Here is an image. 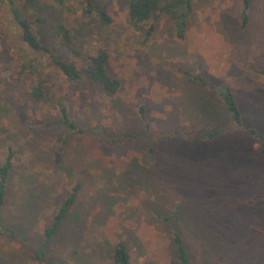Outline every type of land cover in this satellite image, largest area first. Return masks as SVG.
<instances>
[{"label": "rangeland", "instance_id": "obj_1", "mask_svg": "<svg viewBox=\"0 0 264 264\" xmlns=\"http://www.w3.org/2000/svg\"><path fill=\"white\" fill-rule=\"evenodd\" d=\"M94 2L112 23L55 0H16L43 44L58 23L70 29L80 54L68 47L62 55L79 68L107 50L109 71L121 80L113 97L88 80H69L49 54L31 50L0 3V165L9 147L15 151L0 220L26 239L0 233V264H114L118 241L131 264H178L172 230L192 264H264V148L248 132L264 133V0H251L244 27L242 0H194L184 38L161 15L147 24L155 26L147 41L128 24V0ZM183 70L202 72L216 88ZM36 79L44 80L40 102L30 96ZM223 84L235 93L245 131L213 141L175 135L229 122L217 95ZM59 100L84 132L58 123ZM77 184L76 201L38 258L46 227Z\"/></svg>", "mask_w": 264, "mask_h": 264}, {"label": "trees", "instance_id": "obj_2", "mask_svg": "<svg viewBox=\"0 0 264 264\" xmlns=\"http://www.w3.org/2000/svg\"><path fill=\"white\" fill-rule=\"evenodd\" d=\"M7 2L12 17L19 26L23 40L29 46V48L35 52L41 54H49L52 60V64L58 67L64 75L71 81L88 80L90 83L99 85L108 97L115 96L120 87L121 80L113 76L108 68L109 53L105 49H100L95 54H89L86 62L82 67H78L76 64L69 62L62 55V50L71 47L76 55L80 52L74 48V42L70 29L63 23H58L54 27V35L52 43L43 44L39 36L34 32L31 21L24 17L20 8L18 7L16 0H0V3ZM59 7L69 11H80L86 16H95L97 19L105 25H109L113 22L112 15L100 7L94 0H55ZM71 2V3H70ZM194 0H128L127 2V21L130 27L141 33L144 37V41L149 40L153 30L154 24L147 26L150 21H157L161 15H169L175 21L176 34L179 38H184L188 16L193 9ZM251 6V0H242L241 9V26L244 27L248 23V11ZM35 22L38 24L46 23V18L42 16H36ZM37 75H42L43 71H37ZM259 73L264 76V65L259 68ZM184 76L191 80L202 84L205 87L215 89L216 86L212 84L202 72H190L189 70H183ZM44 80L36 79L33 83L30 96L34 102H40L45 95ZM217 95L229 115V122L217 127H203L196 133L185 134L179 130L175 131V135H180L188 139L195 141H213L220 134L243 130L245 131V125L243 121V113L240 108L239 102L235 96L232 87L229 84H223L218 88ZM58 107L60 110V117L58 123L64 125L72 133L84 132L85 128L80 126L75 120L70 118L68 108L64 102L58 101ZM139 115L144 120L146 119V106L141 104L138 109ZM149 127L148 122L146 121ZM247 131V130H246ZM103 132V131H100ZM248 132L261 142L264 148V133L251 128ZM173 135H166L164 137L156 138L150 149L149 154H154L159 147L162 140L169 139ZM56 162H61L60 152H56ZM15 151L13 148H8V153L4 162L0 165V213L6 203L8 180L11 170L14 165ZM79 184L72 188V191L65 198L63 204L59 207L53 221L45 229V243L40 246V250H35V255L38 258H42V251L48 246L49 242L54 238L58 231L64 216L68 209L74 204L77 198ZM175 218L178 217L177 210L174 213ZM0 233L9 234L11 236L21 238L26 241L19 233L14 229L4 225L0 220ZM171 239L175 248V256L178 264H192L191 257L188 253L187 245L184 241V237L178 231H171ZM114 264H131V256L128 251L127 245L124 241H118L114 247L113 253ZM53 264H66L65 262H54Z\"/></svg>", "mask_w": 264, "mask_h": 264}]
</instances>
